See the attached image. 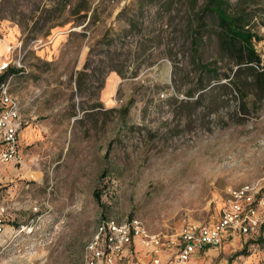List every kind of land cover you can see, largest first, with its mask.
Wrapping results in <instances>:
<instances>
[{
	"label": "rangeland",
	"instance_id": "obj_1",
	"mask_svg": "<svg viewBox=\"0 0 264 264\" xmlns=\"http://www.w3.org/2000/svg\"><path fill=\"white\" fill-rule=\"evenodd\" d=\"M225 1L264 66V0ZM205 2L0 0V74L18 71L5 84L20 117L19 162L0 167V264H82L105 220L174 240L218 220L228 189H264V105L243 116L214 84L198 108L182 103L210 80L197 63L233 68L215 60ZM184 264H264V244L226 234Z\"/></svg>",
	"mask_w": 264,
	"mask_h": 264
},
{
	"label": "built area",
	"instance_id": "obj_2",
	"mask_svg": "<svg viewBox=\"0 0 264 264\" xmlns=\"http://www.w3.org/2000/svg\"><path fill=\"white\" fill-rule=\"evenodd\" d=\"M7 64L1 66L6 70ZM19 109L8 86H0V167L19 162ZM259 192L261 194H259ZM227 203L220 218L211 224L185 225L173 240L150 234L137 219L118 223L102 221L84 249L82 264H141L135 255V242L150 255L144 264H184L195 253L221 245L226 234L250 239L264 238V189L258 184L228 189ZM7 208L0 186V245L5 233ZM168 250L169 258L163 259Z\"/></svg>",
	"mask_w": 264,
	"mask_h": 264
},
{
	"label": "trees",
	"instance_id": "obj_3",
	"mask_svg": "<svg viewBox=\"0 0 264 264\" xmlns=\"http://www.w3.org/2000/svg\"><path fill=\"white\" fill-rule=\"evenodd\" d=\"M207 12L217 22L216 31L213 32L214 34H209L210 38L214 37L215 43L219 47L215 60H230L234 69H229L231 74L220 75L216 69L210 68L208 64L197 63L202 71L211 75L210 80L208 84L200 81L195 90L185 94L187 100L182 101V103L194 109L198 108L205 96L204 94L208 91V86L214 84L213 90H228L232 96L233 93L237 94L241 114L250 116L251 111L255 110L256 113L257 109L264 105V66L261 64V58L254 46V41H260V38L247 28L248 25L242 16L236 17L229 11V6L225 0H206L201 13L203 15ZM200 19H198L200 23L197 28L201 26L202 20ZM191 35L194 40L199 41L200 36L197 29L193 30ZM17 72L8 66L0 74V86ZM255 240L257 243L264 244V238L261 236Z\"/></svg>",
	"mask_w": 264,
	"mask_h": 264
},
{
	"label": "crops",
	"instance_id": "obj_4",
	"mask_svg": "<svg viewBox=\"0 0 264 264\" xmlns=\"http://www.w3.org/2000/svg\"><path fill=\"white\" fill-rule=\"evenodd\" d=\"M139 246H140V245H139ZM136 247H137V243H135V253H136L135 257H136V259H138V254H137ZM142 250H143V249H142ZM145 252H146V251H145ZM145 254L147 255L148 259L145 260V261H143V260H141V259H138V261H139L141 264H144L145 262H147V261L150 259V255H149L148 253H145ZM163 259H165V258H163Z\"/></svg>",
	"mask_w": 264,
	"mask_h": 264
}]
</instances>
